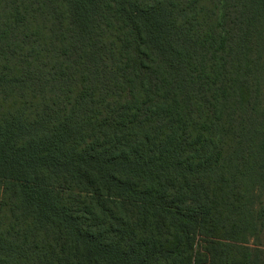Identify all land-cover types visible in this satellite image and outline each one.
<instances>
[{
	"label": "trees",
	"instance_id": "1",
	"mask_svg": "<svg viewBox=\"0 0 264 264\" xmlns=\"http://www.w3.org/2000/svg\"><path fill=\"white\" fill-rule=\"evenodd\" d=\"M0 264H264V0H0Z\"/></svg>",
	"mask_w": 264,
	"mask_h": 264
}]
</instances>
